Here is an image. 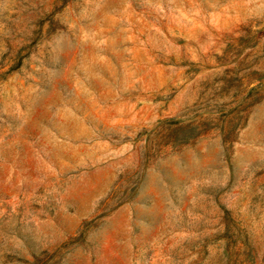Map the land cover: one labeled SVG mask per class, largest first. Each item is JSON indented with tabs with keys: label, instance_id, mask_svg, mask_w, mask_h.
<instances>
[{
	"label": "rangeland",
	"instance_id": "1",
	"mask_svg": "<svg viewBox=\"0 0 264 264\" xmlns=\"http://www.w3.org/2000/svg\"><path fill=\"white\" fill-rule=\"evenodd\" d=\"M0 264H264V0H0Z\"/></svg>",
	"mask_w": 264,
	"mask_h": 264
}]
</instances>
